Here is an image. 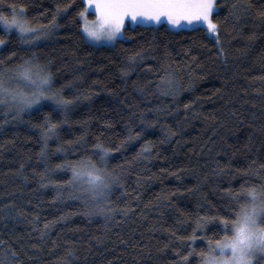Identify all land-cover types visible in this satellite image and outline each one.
<instances>
[{"label": "trees", "instance_id": "obj_1", "mask_svg": "<svg viewBox=\"0 0 264 264\" xmlns=\"http://www.w3.org/2000/svg\"><path fill=\"white\" fill-rule=\"evenodd\" d=\"M25 2L29 17L37 18L34 23L47 24L56 4L66 0ZM217 2L220 7L216 15L225 29L220 39L223 54L201 26L170 31L166 24H127V40L122 39L116 46L93 45L82 38L77 23H73L79 0L66 15L58 17L61 27L37 51L54 62L53 71L61 82L82 75L80 90L93 95L69 114L68 124L61 126L60 140L49 141L50 165L75 160L79 154L75 141L85 132L89 154L97 137L107 146L119 145L128 135V126L140 130L138 119L131 118L130 111L137 116L143 113L153 127L147 128L140 140L126 143L113 154V166L126 162L130 165L128 191L138 192L141 203L138 206L133 201V214L126 220L118 216L105 228L102 219L83 215L79 203L66 199L61 204L53 200L55 192L51 187H40V177L33 169L43 172L44 164L39 157V129L32 125L42 122L43 113L34 111L31 116L25 114L20 122L0 126V206L14 205L12 216L0 215V238L21 252L23 264H58L57 258L63 257L67 248L75 252L78 264H173L177 259L173 249L183 251L176 237L190 235L194 226L191 218L177 223L183 220L184 213L215 214L211 208L215 205L223 214L224 189L239 188L241 175L235 179L232 172L217 175V162L223 167L231 160L233 172L243 170L253 159L264 162V24L253 15L242 16L239 21L229 17V6L234 0ZM45 10L46 15L41 16ZM90 17H94L92 12ZM2 31L0 26V35ZM8 39L11 48L25 54L26 49H21L15 34ZM165 48L170 57L164 56ZM141 49L146 53L144 59L124 76L121 68L127 65V57ZM185 64L196 69L195 88L178 97L177 111L173 98L162 94L161 65H171L187 89L190 69ZM197 64L201 67L196 68ZM190 101L191 107L184 109L183 104ZM129 105L133 107L129 109ZM158 107L163 110L152 111ZM53 116L60 118L56 113ZM168 127L177 134L162 142ZM145 141L152 142L151 156L133 163ZM57 144H62L67 154L56 153ZM68 176L70 173H58L55 178ZM177 188L180 192L172 197V202L157 199ZM149 202L152 206L144 208ZM17 211L24 215L16 217ZM65 213L73 214L41 238L33 223L35 217L39 216L42 228L44 222ZM169 229L176 232V237ZM95 237H100L101 242ZM53 241L57 247H53ZM205 245L206 241L197 240L195 247ZM5 255L6 251L0 249V257Z\"/></svg>", "mask_w": 264, "mask_h": 264}, {"label": "snow or ice", "instance_id": "obj_2", "mask_svg": "<svg viewBox=\"0 0 264 264\" xmlns=\"http://www.w3.org/2000/svg\"><path fill=\"white\" fill-rule=\"evenodd\" d=\"M74 4L76 0L57 3L55 13L51 15L48 23L41 24L34 23L36 17H29V5L25 0H0V26L3 30L0 35V126L13 121L20 122L25 114L31 116L34 111L43 113L42 122L32 125L39 129V157L44 164L43 172L37 173L33 169V172L40 177V187H51L55 192L53 200L61 204L66 199L79 203L84 209L83 215L102 219L107 228L109 223L117 221L118 216L126 220L130 214H133V201L137 202L138 206L141 203L138 192L131 194L128 191L126 177L130 165L126 162L113 166L112 161L115 159L113 154L121 151L126 143L140 140L146 129L153 127V122L143 113L137 116L135 111H130V117L138 119L140 130L136 131L128 126V135L119 145L107 146L97 137L92 142L91 154H89V149L85 147L89 143L85 132L75 141L79 149L75 160H63L50 165L52 152L49 141L60 140L61 126L68 124L69 114L83 101L90 100L93 95L87 90H80L79 82L83 80L82 75L61 82L53 71L54 62L37 51L41 43L48 40L61 27L58 17L66 15ZM219 7L217 0H79L76 20L73 23H77L81 36L86 41L93 45L111 46L118 45L122 39H128L125 31L126 23L141 26L167 24L171 26L170 31L183 28L185 25L191 27L198 24L214 38L219 53L223 54L224 47L220 44V39L225 29L221 27L216 15ZM90 10H94L97 14L95 20L89 19ZM46 12L47 10L40 15L45 16ZM246 15H253L264 24V0H258L257 3H253L252 0H234L230 4L229 17L239 21ZM13 34L21 49H26L24 55H20L19 50L10 47L8 38ZM145 55L142 49L129 55L127 65L121 68L122 74L128 76ZM170 55L165 48L164 56L170 57ZM192 59L195 60V57ZM161 67L164 71V75L160 77L164 85L162 94L173 98V104L178 111L180 108V104L176 102L178 97L184 91L195 88L196 69L185 64V67L190 69L187 73L190 83L186 89L171 65H161ZM200 67L199 64L196 65V68ZM261 79L264 80V76ZM57 84L60 86L57 87ZM191 105L190 101L183 104V108L187 110ZM128 107L131 109L133 106ZM162 110L158 107L152 111L159 113ZM53 113L60 118H54ZM176 134L168 127L167 135L162 142H166ZM68 143L71 144L73 141ZM151 145V141H145V146L135 154L133 163L147 160L152 154ZM67 151L62 144H57L56 153L67 154ZM23 169L24 165L21 164V174ZM228 172H232V179L240 174L241 181L238 189L231 186L224 189L223 214H220L221 209H217L215 205L211 206L216 210L215 214L185 212L183 220L177 223L187 222V219L191 218L194 225L191 234L176 237L175 231L168 230L183 245V251L179 248L173 249L177 257L173 264H193V259L196 260V264H264V162L253 159L243 170L235 169L234 172L231 160H228L223 167L217 162V175H225ZM58 173H70V176L67 179H57L55 177ZM24 179L27 180V177L25 176ZM253 180L256 182H252ZM137 184H140L139 180ZM179 192L180 189L177 188L174 192L163 194L157 199L172 202V197ZM151 206L149 202L143 207ZM198 207L202 206L198 205ZM13 211L12 204L0 206V215L5 217L12 216ZM72 214L65 213L55 220L46 221L42 228L39 227V216L35 217L33 223L43 238L49 234L55 224L66 221ZM23 215V212H16V217ZM140 215H143V209ZM95 239L101 242L100 237ZM197 240L206 241L205 247L197 249L195 247ZM121 242L127 244L126 241ZM52 243L53 247H57L55 241ZM0 249L7 253L4 257H0V264H23L21 252L16 251L2 238H0ZM57 262L78 264V257L72 248H67L65 255L58 257Z\"/></svg>", "mask_w": 264, "mask_h": 264}, {"label": "rangeland", "instance_id": "obj_3", "mask_svg": "<svg viewBox=\"0 0 264 264\" xmlns=\"http://www.w3.org/2000/svg\"><path fill=\"white\" fill-rule=\"evenodd\" d=\"M217 1H218V0H217ZM91 12L94 14V17H93V18L90 17V13H91ZM90 13H89V19H90V20H95L97 14L94 12V10H90ZM127 24H130V23H126V25H127ZM126 25H125V26H126ZM130 25H135V24H130ZM151 25L157 26V25H155V24H151ZM166 25H167V24H166ZM167 26H168L169 28L171 27V26H169V25H167ZM198 26H200V25L197 24V25H193V26H191V27H189L188 25H185L183 28H179V29H192V28H195V27H198ZM179 29H173V30H179ZM209 35H210V34H209ZM100 45H105V44H100Z\"/></svg>", "mask_w": 264, "mask_h": 264}]
</instances>
